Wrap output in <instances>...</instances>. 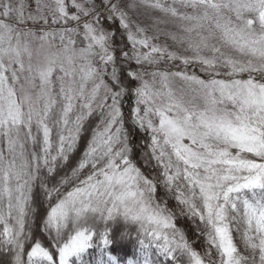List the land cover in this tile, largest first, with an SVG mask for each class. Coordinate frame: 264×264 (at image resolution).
<instances>
[{
    "label": "snow or ice",
    "instance_id": "1",
    "mask_svg": "<svg viewBox=\"0 0 264 264\" xmlns=\"http://www.w3.org/2000/svg\"><path fill=\"white\" fill-rule=\"evenodd\" d=\"M0 257L264 264V0H0Z\"/></svg>",
    "mask_w": 264,
    "mask_h": 264
},
{
    "label": "trees",
    "instance_id": "2",
    "mask_svg": "<svg viewBox=\"0 0 264 264\" xmlns=\"http://www.w3.org/2000/svg\"><path fill=\"white\" fill-rule=\"evenodd\" d=\"M98 2H99V0H98ZM30 3L32 5V8L34 9L35 0H30ZM162 65H164V64H162ZM162 65H161V67H163ZM166 66L171 68V70H173V71L182 69V66L179 64V62H175V67H173L171 64H167ZM190 68H191V66H189V68L187 69L188 72H194L197 75L204 76V74L200 71L199 67L193 65L192 68L191 69ZM132 102L133 101L131 99H128L124 102V111L126 114H127L128 108L132 104ZM92 126H94V124ZM91 131H92V128L88 127L86 129V131L82 134V139H81L78 151L72 155L67 167H65L62 170L61 175H63L64 173H68L70 175L71 168L75 166L79 156L82 154L84 147H86L87 140L90 139V137H91ZM142 142H143V134L134 135V143L140 144ZM135 159H136V162L138 163V166L141 167L142 171H144L145 174H149L151 172V168L145 165L143 157L139 152L136 153ZM66 187H70V186H66ZM62 191H63V189H62ZM38 199H39L40 204H42V207L39 208V211L42 214L43 209L48 207V202L44 199L42 192L39 194ZM54 200H55V194H53V201ZM32 219H33V223L31 224V227L33 228V230H35V228H36V223H35L36 217H33ZM178 226L185 230L186 234L188 235V237L190 239V242L193 243V247L196 250L200 251L201 254H203V252L207 248V245H206L205 241L203 240V238H198L197 236H195L193 234L194 226L191 225V222L185 221L184 219H182L181 223ZM132 235L135 236V231H132ZM235 235L237 237L236 242H237L238 246L240 247L241 251L243 252L244 247H243V244L239 238V234H235ZM245 254L247 255V253H245ZM3 259H5V258L0 257V261H2Z\"/></svg>",
    "mask_w": 264,
    "mask_h": 264
},
{
    "label": "rangeland",
    "instance_id": "3",
    "mask_svg": "<svg viewBox=\"0 0 264 264\" xmlns=\"http://www.w3.org/2000/svg\"><path fill=\"white\" fill-rule=\"evenodd\" d=\"M152 15V13H151V11L150 10H146V9H143V8H141V9H138L137 10V12H136V14L134 15V19H136V20H138L139 22H143V23H145V24H147V23H149L150 22V16ZM162 42V41H161ZM167 64H164V65H162L163 67L165 66V67H167L166 66ZM182 66V65H181ZM182 68H183V66H182ZM189 68V67H188ZM187 68V69H188ZM191 68H192V66H191ZM190 68V69H191ZM180 70H182V69H180ZM190 73H192V72H190Z\"/></svg>",
    "mask_w": 264,
    "mask_h": 264
}]
</instances>
